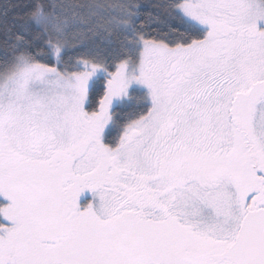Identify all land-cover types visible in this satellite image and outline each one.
Returning <instances> with one entry per match:
<instances>
[{
    "label": "snow or ice",
    "instance_id": "obj_1",
    "mask_svg": "<svg viewBox=\"0 0 264 264\" xmlns=\"http://www.w3.org/2000/svg\"><path fill=\"white\" fill-rule=\"evenodd\" d=\"M0 264H264V0H0Z\"/></svg>",
    "mask_w": 264,
    "mask_h": 264
}]
</instances>
